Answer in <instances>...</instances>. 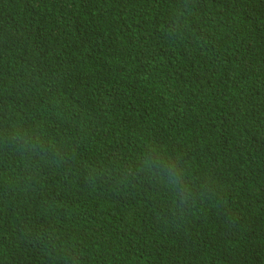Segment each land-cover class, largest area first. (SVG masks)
Instances as JSON below:
<instances>
[{"label":"trees","instance_id":"1","mask_svg":"<svg viewBox=\"0 0 264 264\" xmlns=\"http://www.w3.org/2000/svg\"><path fill=\"white\" fill-rule=\"evenodd\" d=\"M0 264H264V0H0Z\"/></svg>","mask_w":264,"mask_h":264}]
</instances>
